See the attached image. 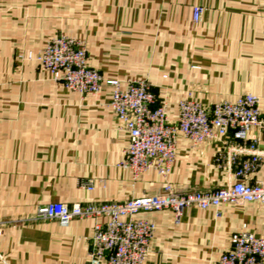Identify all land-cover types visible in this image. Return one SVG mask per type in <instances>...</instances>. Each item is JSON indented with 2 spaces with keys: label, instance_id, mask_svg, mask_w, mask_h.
Masks as SVG:
<instances>
[{
  "label": "crops",
  "instance_id": "crops-1",
  "mask_svg": "<svg viewBox=\"0 0 264 264\" xmlns=\"http://www.w3.org/2000/svg\"><path fill=\"white\" fill-rule=\"evenodd\" d=\"M57 36L84 41L88 67L104 80L123 89L147 81L171 123L186 99L211 107L251 94L264 114V0H0V264L88 263L95 225L108 220L61 224L35 218L39 207L123 204L167 185L208 193L236 181L228 154L217 161L223 140L194 146L182 134L168 176L120 167L129 135L110 106L113 87L81 96L27 60ZM251 134L264 150V136ZM257 181L264 165L245 180ZM138 217L155 225L143 264H217L234 234L264 237L260 202L191 207L179 220L171 210Z\"/></svg>",
  "mask_w": 264,
  "mask_h": 264
},
{
  "label": "built area",
  "instance_id": "built-area-1",
  "mask_svg": "<svg viewBox=\"0 0 264 264\" xmlns=\"http://www.w3.org/2000/svg\"><path fill=\"white\" fill-rule=\"evenodd\" d=\"M202 14V7H193V22L199 23ZM87 58L85 42L69 36L52 38L39 55L27 56V60L36 61L48 71L54 81L81 96L97 95L103 84L113 87L110 106L121 128L129 135V146L120 167L130 170L134 177L149 168H154L162 177L168 176L176 160L179 134L194 146L207 140H223L217 161L227 153L231 164L236 165L233 171L236 181L208 193L194 190L178 194L167 185L159 196L123 204L70 207L54 203L39 207L35 218L57 220L61 224L84 218L108 220L95 225L89 239L87 264H143L155 225L139 218L140 213L171 210L179 220L191 207L207 210L227 203L264 204V181L245 182L264 165V150L258 148L260 137L251 134L257 128L264 136V114L258 96L248 94L234 102L223 101L211 107L186 99L179 103L177 122L171 123L166 104L158 101L147 81H132L123 89L119 81L104 80L99 72L89 68ZM237 155L247 158L238 162L234 159ZM87 188L91 189V184ZM230 243V249L220 256L217 264H264V237L243 231L234 234Z\"/></svg>",
  "mask_w": 264,
  "mask_h": 264
}]
</instances>
